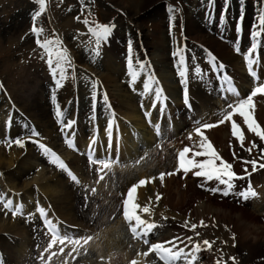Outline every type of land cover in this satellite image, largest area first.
Segmentation results:
<instances>
[{"label": "rangeland", "instance_id": "374dc122", "mask_svg": "<svg viewBox=\"0 0 264 264\" xmlns=\"http://www.w3.org/2000/svg\"><path fill=\"white\" fill-rule=\"evenodd\" d=\"M176 1L177 0H0V117L2 120L3 118L5 119L6 116L8 115L13 117V124L16 129L13 134L15 137L12 140V145H14L13 148L17 150L16 153L9 152V155L6 154L7 156L4 155L3 153L7 151V147L6 149L0 151L3 157L2 163L0 165V186L2 185V181L8 183L11 181H15L16 184H18V190H20L18 192L19 196L26 195L30 199L32 198L31 197L32 191L33 192L35 191L36 196L40 195L38 190L36 191L37 185L31 182L32 181L31 176L32 177L35 176L34 174L35 172L32 171L30 173H25L24 170L26 171V167L28 166H23L24 164L23 162L29 161L28 165L31 164L33 168L35 167L39 168L40 166L44 167L43 162H45V160H48V158L45 155H43V153L40 154L38 153V149H37L38 145L47 143L49 145H47L46 147H50L51 145L55 147L59 146L60 148H62V145L65 147L66 145L65 140H63L64 142H60L58 136L59 132L61 133L62 124H64V121H60L59 122L60 125L54 124V122L57 119L56 112L58 109L61 112L60 117H63L65 115V120L67 122L69 121L71 122V120L73 119L72 114L73 111L75 110L76 113H79V119H80L79 127L81 129L85 128L86 125L85 123L87 122L89 123L90 122L89 120L92 119L91 117L94 116L93 109H91L92 104L94 103L92 99L93 85L98 83V85L102 87L101 89L99 87L98 92L95 93L96 97H98L96 100L100 101L97 105L98 109L96 107L98 113L100 112L102 113L106 104L110 103L112 108L115 110L117 116L120 117L125 116L124 113H122L126 111V107H124L125 106L124 103L127 100L126 95L128 96L130 94H129L128 86L125 84V79H122L121 75L124 72L125 63L126 64L129 63V60H131L130 65L133 66L132 73L138 71L140 68V57L133 52H131L129 55H124L122 52L121 53L119 52L120 55L118 53L111 52L108 45H105L106 43L104 40H102L99 44L96 43V37L93 35L90 29L99 30V26H108L110 28L111 34H115L117 36L120 35L119 37H122L121 45H123V47H125V44H130V42L125 41V39L131 33L132 29L135 28L134 31H139L140 29H142L140 31L141 32L143 31L142 34L148 36L147 37L148 39L146 40L148 42L150 41L149 43L151 44V46L147 49L148 51L146 50L144 56L149 64L148 68H145V70L150 72L155 71V73H159V75L155 77L156 78L155 82H158L160 85L165 87L166 93L169 95V97H171V93H170L171 90L164 82L161 74L165 73L166 71L167 72L169 71L170 73L169 76L167 77L169 79V83L174 87H176L174 83L175 82L174 72L176 71H174V68L176 67L177 62L173 59L175 58L173 56V53L176 52L177 49H179L180 47L182 48L184 42L180 34L181 32L178 31L179 26L175 25L172 22V20H170L172 16L176 17V12L169 13V11L166 10L167 3H174ZM239 1L240 0H231V4L234 3L233 4L234 15H236L238 12ZM250 1L254 3L255 0L253 1L250 0ZM157 2L159 4L161 3L162 6L160 5V9H158L157 11L158 12L157 16L152 17L153 14H156L155 10H153L152 8H156ZM177 2L179 3L183 2L184 4L183 3L182 4L186 7L185 10L187 9L186 14L188 16H186L185 13L184 16L186 19L188 18L190 21L187 20V23L185 24L188 27L192 25L193 28L195 29L192 30L193 32L187 31L189 34L187 38L189 37L188 39L190 40V42L193 41L192 43L198 44L208 38L213 39V41L215 40V42L218 41L215 35L214 37L210 35L212 34V32H210V30L207 29V27L204 28V24H203V22H205L204 12L206 11L205 8L208 7V0H180V1L178 0ZM225 4H226L225 0H216L218 17L223 12L222 7L224 8ZM129 5L131 7V10L129 9ZM175 6H177L176 3ZM121 9H123L124 12H126V15ZM148 9L150 10V14L145 13ZM202 9H204V12H201ZM161 14H163V17H161ZM143 17L144 19H142ZM164 17L167 19H165ZM234 19L231 21L229 18H227L228 25L230 27L231 24L235 22ZM85 20L88 21L87 24L84 23ZM162 20L164 22H162ZM149 21L150 23H148ZM145 24L146 25L148 24L147 25L148 28L146 27ZM33 27H36L37 29L40 30L38 34H34L32 32ZM138 27H140L139 30H137ZM155 27H160V31L156 37L157 40H154L155 38L153 39L152 37V35L155 32ZM231 36L233 38L234 33H231ZM110 37H112V35H110L109 38ZM38 39L41 41V43H43L45 40L56 41L57 43L54 45L55 49L63 50L67 57V63L64 65L67 68V72L65 74V79L61 81V86L59 88H57L55 85V79H58V76L54 78L53 75L51 74L50 68L47 64L48 54L43 48L38 46L36 42ZM112 40L113 39H111V41ZM155 41H157V43H155ZM218 42L216 45L219 51L218 55L221 59L225 60L226 57L228 56L227 51L225 50V47L222 46V44L220 45ZM189 45L190 46L186 48L187 50L186 56H187V60L188 61L190 60L189 63H191L193 66L197 63L199 64L203 63V56H204L203 48L201 46H195L194 44H189ZM228 52L229 54H232L230 49H228ZM179 70L180 69L178 68V72H176V75L178 76H180ZM148 82H151V80H148ZM198 87L199 86L197 87L195 86L193 88V89L197 88L195 90V93L196 91H200ZM77 93L79 96H77ZM53 95H55V103H53V99H52ZM105 95L107 96V102L104 101ZM75 96H77L78 98H76ZM196 96L194 98L195 104L197 105L199 112L201 113L203 112V106L202 103L197 100ZM171 99L173 98L171 97ZM132 100H133L134 108L137 110L136 108L137 99H136V103L134 102V99ZM208 104L209 106H212L210 104L216 105L217 101L208 100L207 105ZM84 107L86 113L83 110ZM22 111L27 112L25 114L28 116L25 115V120L21 118V116L19 115V113ZM101 117H105V113H103ZM238 117H239L238 115L237 117L234 116L233 119L236 121ZM218 120L216 121V124ZM238 124L240 125L241 123ZM220 126L221 127L223 126V128L226 126L231 128V122H225L224 125L221 124L216 126L215 128L213 127L211 129H204L203 135L206 137L207 142L210 139H211L210 141L213 140L212 134L214 131L221 130L222 133L224 132V129H222ZM31 128H36L37 131L39 130L40 132L43 131V135L40 136L39 133H37L38 135H32ZM225 134L231 135L230 132H226V131ZM19 135H23V136L21 138H18ZM183 137L184 136H182V138ZM196 138L197 140L194 139L191 141L192 142L191 145L193 147V151L191 152V155H194V152L203 151V149L200 147L201 144L200 136L197 135ZM16 139H20L22 141L23 147L15 144L14 141ZM233 140L236 143L232 141L231 144L225 145V148L228 149V151L232 150L235 147L239 151L246 150L245 146L243 148L240 146L239 141L236 140L235 137ZM259 144L260 143L257 142L258 145L257 148L261 147V145L259 146ZM170 145L171 146H168L163 150L159 149L157 152H159L160 155H164L165 153L170 152L171 160L173 162V156L175 151L172 149L174 143H171ZM191 145H188V147L189 146L191 147ZM218 151L221 152V148H218ZM255 153L257 154L260 152L256 151ZM15 154L18 155V160L20 158L24 159V160L20 159L22 161L20 162L22 163L20 164L21 165L20 167H22L24 170H22L18 166L16 167L18 160L14 159ZM22 154H26V155L21 157ZM28 155L29 156L32 155L31 158H28ZM37 156L38 159H36ZM228 157L230 158V160H233L234 162L238 161L236 157V153L233 154L232 151L231 154L228 155ZM140 169H146V168L140 167ZM245 169H247V173H250L252 171L251 169L253 168H245ZM134 171L135 170H133V172ZM233 172L246 173L245 170L243 169H234ZM42 173L47 174V176L50 177L52 176V178L55 177L53 176L52 173L49 175L46 169ZM86 173L88 175H90V173L93 174L94 169L89 168V170H87ZM114 173L115 172L112 171L107 174L108 176L107 181H109L111 185L112 184L115 185V183L118 180L119 181L121 180L120 177L124 176V175L120 176L121 174L118 172H116L115 174ZM252 175L254 176L255 172L251 174V176ZM166 176L169 177V175ZM193 176H194L193 173L187 175L186 176L187 180L193 179ZM42 178H45L46 180L50 179L47 178L46 176L45 177L43 176ZM45 179H41L39 184H41L43 181H46ZM55 180L56 177L55 179H53V181ZM91 184L92 182L89 183L88 188L91 187ZM203 187L205 189L209 188V187H205L204 185ZM0 188H3V186ZM107 188L104 189L105 193L103 192V195L106 197L105 202L102 199L103 195H99V194L95 195L92 192L90 193V198L97 203V206L100 205L98 206L100 208L99 212H97L94 209L95 214L93 212L92 213L87 212L86 209L81 210L77 206L76 201H73L74 205H72V216H73L72 220H75L77 222L75 223V228L78 231L85 229L88 233L90 232L96 233L101 229H103L104 226L106 228L107 224L110 223L111 225L112 224L115 225L114 221L116 220L118 221L119 218L118 213H116L117 216H115V218H113L110 221L113 212L119 210V203L113 204V201L111 200L113 199V196L114 197L115 195L118 196L117 194H119V197L121 198L124 189L118 192L117 190H114L111 187L108 189ZM109 189L111 191H109ZM77 193L81 194L79 192V188L77 190ZM167 193H169V190H167ZM170 193H174V198H172L171 195L169 196L166 195V196L167 197L171 196L170 197L171 202L169 204L171 205L172 208L173 206H175V204H178L179 202L178 199L181 194L177 193L176 190L175 191L173 190V192ZM77 198H79V195L76 197V199ZM51 200H54V198H52ZM29 201H30V205L33 204V201L35 202V200L33 201L29 200ZM118 201H120V199ZM140 202L142 203V201ZM48 203L49 204L51 203L52 204L51 206H53V208H56V206H54L55 204L53 205L52 201H49ZM133 204L140 205V203L138 202H135ZM133 204L131 207H133ZM192 204L193 203H189L188 206H186V208H190ZM33 206L34 205H32L30 209H32ZM142 206L140 207L139 211H141V209L143 208ZM250 206H252L250 209H246L250 213L254 215L262 213L260 211L257 212L258 210L256 209L254 210L253 204H251ZM25 209H27V207ZM25 209L24 211H26ZM135 211L138 210L135 209ZM152 212L153 213L155 212L156 215L155 217H151V218L157 220L158 224L160 225L163 224L164 226H166L164 232H166L169 235L168 238H172L174 239V241H177L182 244H189V242H187L185 238L181 237V235H176L175 234L176 232L173 231L171 225L168 223L170 220L173 219L172 216L170 215L165 216L159 213L157 210H152ZM104 214L106 215L105 218L103 217ZM149 214H151V212H149L147 215ZM25 215L31 221V223L33 222L32 229L33 231H35L34 237H36L34 241L39 242L41 235L38 234L37 236V232H36L37 229L36 227L38 226L36 214L25 213ZM152 215L154 216V214ZM91 216L93 217L92 219L90 218ZM29 217L32 219H30ZM106 217L108 220L106 219ZM105 219L107 220V222L105 221ZM101 221L102 222L104 221L103 222L104 225H102ZM196 221L197 220H195V222ZM224 221H225V225L231 226V222L229 221V219L227 221L226 220ZM6 222L4 228H0V232H2L0 233L1 236L0 246L6 244L7 249L5 248L3 249V251L5 253L8 252L9 254L8 253L6 254H8L9 256L12 255L11 251L15 253L14 255H17L18 245L19 243L22 242L23 238L27 240V233L21 225H18L20 227L18 232H14L12 229L10 230L8 226L14 227L17 223L10 225L8 219H6ZM166 223H168V227ZM115 227L117 226L115 225ZM238 228H239L238 232L241 235V240L243 241V243L248 242L249 238L248 237L246 238V235L250 233L251 230L255 232L258 236H260V234H263L264 232L262 226L254 228L249 226L246 227L244 225L239 224ZM116 229L117 231L114 230L112 232L113 236L118 235V228ZM3 233H5L6 235ZM15 235H18V237ZM6 237L11 238V240L5 239ZM119 239L120 238H118V241H120ZM259 239H261V241H264V238H261V236L259 237ZM166 240L167 238L165 237L164 233H162L160 241L164 242ZM9 241H11L12 243L16 242V245L15 244H13L14 246L10 245ZM177 242L176 244L178 245ZM192 243L193 245H199L198 250H202L203 252L205 251V246H201L198 242H195L194 240L192 241ZM36 246H37L36 244H33L34 250L36 249ZM166 246L171 247L172 245L167 244ZM178 246L179 248L183 249V251L186 254H188V251H186L187 250L186 248H188L187 245H178ZM190 249L192 248L190 247ZM235 249L239 250L242 256L246 255L247 253V251L244 249V246L243 248L237 246L235 247ZM23 253L24 254L18 255L19 256L18 260H20L23 257H24L23 260H27L26 253L25 252ZM31 255L34 258V256H36L37 254L35 253V251L33 252L31 251ZM11 259H13L12 256ZM210 261L211 260L206 259L204 260L203 264H208ZM255 261L251 262V264H257V263L260 264L262 262L261 259L260 260L257 259ZM197 264H201V263H197Z\"/></svg>", "mask_w": 264, "mask_h": 264}, {"label": "bare ground", "instance_id": "6f19581e", "mask_svg": "<svg viewBox=\"0 0 264 264\" xmlns=\"http://www.w3.org/2000/svg\"><path fill=\"white\" fill-rule=\"evenodd\" d=\"M244 1L247 3V5L245 6L246 11L248 12L249 9H251V14L249 15V19L252 20V23L249 26L247 25V29H249V30L252 29V31H255V30H257V22H258L260 16L262 15V13L264 14V0H255L254 1V3H256L255 6L252 5L253 2H251L250 0H248V1L240 0V4L242 5V3ZM209 3L211 5V7L215 6L214 0H209ZM249 3H250V5H249ZM177 4H178L179 13L173 21H174L175 25H177L181 28L182 36L187 37L189 35L187 31L193 32L192 30H195V29L193 28L192 25L190 27H188L185 24V23H187V20H189L188 18L186 19L184 16L185 6L179 2H177ZM156 5H157L156 8H152L153 10H155V13H156V14H153L152 17L157 16V13H158L157 11H158V9H160L161 3L159 4L157 2ZM182 6H183V8H182ZM129 9L131 10L130 5H129ZM222 9H223V7H222ZM121 10L124 12L123 9H121ZM241 12L244 13L245 9L242 8ZM145 13L150 14V10L148 9ZM199 13H200V11H199ZM124 14L126 15V12H124ZM147 14H145V15H147ZM252 16H254L253 19H252ZM126 17H128V16H126ZM161 17H163V14H161ZM142 19H144V17ZM165 19H167V18H165ZM162 22H164V21L162 20ZM148 23H150V21ZM147 25H146V27H147ZM186 26H187V29H186ZM134 29L131 30V36H129V41L131 39L135 40L134 50L136 53H138L141 56V59H143V57H144L143 53L151 46V44L149 43L150 41L148 42L146 40V39H148L147 38L148 36H145V34H142L143 31L142 32L140 31V30H142V29H140V27H138V29H137V30L140 29L139 31H134ZM223 29H225V28L222 27L220 29V32H222ZM159 31H160V27H155V32L152 35L153 39L155 38L154 40H157L156 37H157V34L159 33ZM119 36L113 34L112 37H110L113 40L108 43V47H109L110 51L113 53L119 54V52L121 53L124 51V49H127V47H123L121 45L122 37H119ZM106 40H107V38H106ZM155 43H157V41H155ZM201 44H204L205 47L208 46L207 49L212 51L214 53V55H216L217 58H219L220 60H223L218 55L219 51L217 49L218 47L216 46L217 41L215 42V40L213 41V39L208 38V39H205L203 42H201ZM239 44L240 43L235 40L232 45L234 46V48H237L239 46ZM263 45H264V43H263ZM225 50L227 51L228 56L223 61L228 66L234 67V68H237V70H240V66H238L239 63H238L237 58L234 57L233 55L229 54L227 48H225ZM224 55H225V52H224ZM141 64L146 65V63L144 61H142ZM169 73H170L169 71L168 72L166 71L165 73H162L161 76H162L164 82L166 83V85L168 86V88L171 90L170 91L171 97L174 100L176 98V95L179 92L176 89V87H174L173 85H171L169 83V79L167 78L169 76ZM197 75L200 76V73H197ZM239 75H241V74L239 73ZM140 89L143 90L144 86H141ZM156 91H161L164 98L169 96L166 93L165 87H163L159 83L153 85L152 89L149 90V94L154 92V96H155ZM126 97H127V100L124 103L125 104L124 107H126V111L122 112V113H124L125 116H123V119L120 122L118 120L114 121L113 137L116 140L117 139L116 136L119 133L122 134L121 140L119 141L117 146L119 147V150H120V153L122 154V157L124 159L129 160V159L135 158V156H137V152H138V154L139 153L142 154L144 152H147L149 150V148L151 150L153 149L152 145L154 143L152 144V142L156 138H155L153 132L148 129L149 126L146 125L145 119L150 120L151 117L154 118L155 122L152 123V127H153V125H155L156 128L158 129L160 126L159 115L161 114V111L158 112V117L154 116V110H153V105H152L153 101H152L151 103H147L142 108V110H141L142 112H140L139 110H136L134 108L133 100L131 99L132 97L130 95H128V96L126 95ZM149 97H150V95H149ZM114 100H116V99H114ZM122 100H123V98H122ZM98 102H100V101H98ZM253 103H254V107L252 109V116L257 121V123L262 128H264V95H260L259 97H256L255 99H253ZM97 109H98V107H97ZM122 109H124V108H122ZM83 110L86 113L85 107ZM81 115H84V114H81ZM236 117H237V115H236ZM237 119H238L237 123H241L240 128H241V130L245 136L244 146H245L246 150L245 151H239V150H237L236 147L233 149L231 148L233 154L236 153V157L238 159L237 163H232L231 160L228 159L229 158L228 155L231 154V151H228L225 148V145L231 144L232 141L235 142L233 140L234 137L230 134H228V135H226L227 133L225 134V131L231 133V130L229 129L228 126H226L224 128H223V126L222 127L220 126L222 129H224V132L222 133L221 130H217V131H214L212 134L213 140H212L211 144L212 145L214 143L217 144V145H213V147L215 148V151H216V149L221 148V152L218 153L219 156L222 157L223 160H225L226 162L231 163L233 165V167H235V168L239 165L244 164L242 161H245V160H256L257 163L264 164V158H261V149L264 148L263 141H260L258 137H255L252 133H250L248 131V129H247L246 125L243 123V120L241 117H238ZM109 123H111V121L106 122V124H107L106 129L101 131L100 134L98 132V135H97V128L95 127L94 132L93 131L91 132V133H93L91 135L92 137L88 138L86 143H88V144L93 143L94 134H96V136H98L99 139L104 138L105 135H106V138H108L109 137V131H108V124ZM200 139H201V137H200ZM253 141H255L256 143L259 142L260 143L259 146L261 145V147L253 149L252 153L249 154L247 149L249 147H251V144ZM139 144H141L143 146L142 151L139 150ZM233 145H234V143H233ZM10 147H12V146H10ZM191 147H192V145H191ZM154 149H156V147ZM257 149H259V150H257ZM192 150H193V147H192ZM256 151L260 152V154H258V153L256 154L255 153ZM9 152H13V153L15 152L16 153L17 150L14 148H9L7 150V152H3V153H4V155H6V154L9 155ZM64 156L66 158H68V156L70 157V154L68 153L67 155H64ZM233 157H235V156H233ZM207 158L208 157H203L204 160ZM2 159H3V157H2V154L0 153V165L2 163ZM14 159L18 160V155L15 154ZM75 160L79 161L78 159H75ZM162 161H163V159L160 158L159 163H161V164H158L157 165L158 167L156 169H158L160 173H169L168 171L170 168L166 167L169 165V162L168 163L164 162V164H163ZM23 163H24L23 166H28V167H26V171L22 167H20L21 166L20 164H22L20 162H18V167H20L22 170H24L25 173H30L32 171L35 172L34 173L35 176H33V177L31 176V180H32L31 182L37 185L38 192H40V194L42 196V198L38 199L39 203L42 206L37 205L36 209L38 207H43L44 209H46L45 206L47 205V203L49 201H52L53 205L55 204L54 206H56V208H53L54 210L50 209V214H49L50 217L53 218L56 223H57L56 217H58L64 221L67 220L68 222L73 224L74 222L71 221V219H73L72 205H73V201H75V197H74L73 192H71V186H69L62 177L55 174L51 168H48V167L44 168L43 167L42 170L46 169L47 173L50 172L49 175L52 172L53 176L56 177L55 181H53V179H55V177L52 178V176L51 177L47 176V174L42 173L43 171H40V169L37 171L35 169H33L31 164L28 165L29 161L28 162L24 161ZM245 165L250 166L251 164H245ZM172 167H173V165H172ZM176 167L178 168L177 164H176ZM74 169L77 172H79V170H80L79 162L75 163ZM237 169H239V168H237ZM255 169H256L255 175L254 176L252 175L251 177H249L250 180L251 181L256 180L260 177L263 180L264 179V168L258 167ZM235 171H237V170H235ZM170 173H175V174L169 175V177L165 175L163 180H161L160 177L159 178H157L158 176L156 177L155 169L154 170L140 169V166H139V168H137V170H135L134 172L127 171V173L125 175L123 174L124 177H123V180H122L120 186L121 187L125 186L124 188H127V186L133 185V183H135L140 178L146 177V180H148V178L155 177V180L152 182H148L146 184V186H139L136 183L134 184V185H137V193H135V195L132 198V202L128 205V207L130 208V212H133V210H134L131 208V205L133 203H135L137 201H142L143 206L149 207L150 211L157 210L159 213H161L165 216L166 215L172 216L173 219L170 220L168 223L171 225L173 231L176 232V233L174 232L176 235H181V237L185 238L187 240V242H189L188 245L192 246L194 248V250L196 248L194 247V245L192 243L193 240L195 242H198L201 246H205L204 252L202 250H198V249H196V251H195V254H197V256L203 260V263H204V260L208 259V260H211L208 264H218V261L220 262V264H251V262H253L257 259H259V260L261 259L262 262L260 264H264V241H261V239H259L260 236H261V238H264V232H263V234H260V236H258L252 230H251V232L249 231L250 233H248L246 235V238L247 237L249 238L247 243H245V242L243 243V241L241 240V235L238 232L239 231V228H238L239 224L244 225L246 227L249 226V227H254V228L262 226V228L264 230V203L262 204V202L264 201V192L262 191V189L260 187L257 190V193L259 195V199H258V204L255 206V209L258 210L257 212L260 211L262 213L254 215V214L250 213L249 211H247L246 210L247 208H245L243 205L233 204L234 201L231 199L230 200L223 199L220 196L221 193L217 194L218 192L216 193V192L210 191L211 188L205 189L203 187V184H204L203 183V181H204L203 177L199 178L197 181H191L190 179L187 180V177L185 179L184 177L186 175L181 174L180 172H173L172 171ZM26 175H28V174H26ZM118 175H120V174H118ZM43 176L44 177L46 176L47 178H50V179L46 180L45 178H42ZM120 176H122V174ZM41 179H45L46 181H43L41 184H39ZM258 183H261V182H258ZM2 185H3V188L0 190V192H1L0 194L4 195V196L6 195L7 196L6 198H8L7 201L12 202L9 205V207L12 208V211H15L17 214V212L19 210L24 211V209L26 207H27V209L30 208L28 200H32L31 198L29 199L28 196H26V195H24L23 197H20V196L16 197L20 190H18V184H16L15 181H11L9 183L2 181ZM167 190H169V193H167ZM173 190L174 191L176 190V192L180 193L181 195L178 199L179 200L178 204H175L176 207L173 206L171 208V205L169 204L171 202L170 197L172 196V198H174V193H170V192H173ZM109 191H111V190L109 189ZM165 191L167 194L165 193ZM15 193H17V195H14ZM104 193H105V191H104ZM156 194H159L161 197L158 201L156 199ZM166 195H168V196L171 195V196L167 197ZM52 198H54V200H51ZM149 198H151V203H149ZM103 201L105 202V200H103ZM189 203H193V204L190 208H186V206H188ZM100 204H103V203H100ZM98 206H100V205H98ZM27 209H25V210H27ZM32 210H33V207H32ZM37 213H39L38 209H37ZM142 214L143 213L140 212V215H142ZM105 216L106 215L104 214L103 217L105 218ZM8 217L11 220V221H9L10 225L17 223L14 227L8 226V228H10V230L12 229L14 232H18L20 229V227L18 225H21L27 233V240L25 238H23L22 242L19 243V245H18V253L17 254L18 255L24 254L23 252H25L26 246L28 244H30V235L28 233V229L18 221L14 222L15 218H13V216H11V217L8 216ZM30 217H32V216H30ZM104 218H102V219H104ZM145 218H146V220H145L146 223H152L153 224L155 222V224H154L155 231L158 229L165 230L166 226H164L163 224L162 225L158 224L157 220L152 219L149 216L145 217ZM30 219H32V218H30ZM106 219H107V217H106ZM106 219H105V221L107 222L108 219L107 220ZM228 219L231 222V226L225 225L224 220L227 221ZM195 220H197V221L195 222ZM118 221L114 222L117 227H115L114 224H112V225L109 224V225H107V228H104V230H101L99 235H97L99 237H97V236L94 237L89 242V244L84 246V251H86L89 248H92L93 252L96 253V257L104 259L103 264H122V263L130 264V262L133 259H136L137 264H148L150 261V255H148L147 257H145L143 255H138V253H144L143 252L144 250L142 248L140 250V249L136 248V246L130 247L128 245V242L124 239L125 235L123 234L122 228H121L120 224L118 223ZM5 222H6V219H3V218L0 219V228H4ZM103 222L101 221L102 225H104ZM201 222H203V224L205 226H201ZM168 223H166L167 227H168ZM54 225L56 226V224H54ZM192 225H196L197 227L193 230ZM100 228H101V226H100ZM116 228H118V235H121V238L118 235H114V236L112 235V232L114 230L117 231ZM0 233H2V232H0ZM3 234H5V233H3ZM15 236L18 237V235H15ZM83 236H86V235H83ZM122 236H123V238H122ZM118 238H120L119 239L120 241H118ZM5 239H7V237ZM8 240H11V239H8ZM204 240H208L209 242H211V247L204 245L203 244ZM20 241H21V239H20ZM160 243H163V242L160 241ZM237 246H239L240 248L241 247L243 248V246H244V249L247 251L246 255L242 256V254L239 252V250L235 249V247H237ZM6 247H7L6 244H3L2 246H0V248L2 250L5 249ZM188 248H190V247L188 246ZM188 248H186V249L190 250ZM230 257H234L235 262H233L230 259ZM21 259L17 260V262H20ZM62 260H63L62 264H67V263L71 264V261H68V259L65 257ZM96 263H97V261L95 258L93 259V258H88L87 256H84L79 264H96Z\"/></svg>", "mask_w": 264, "mask_h": 264}, {"label": "snow or ice", "instance_id": "6c2138e0", "mask_svg": "<svg viewBox=\"0 0 264 264\" xmlns=\"http://www.w3.org/2000/svg\"><path fill=\"white\" fill-rule=\"evenodd\" d=\"M85 24L88 23L87 20L84 21ZM39 29L36 27H33L32 32L34 34L39 33ZM90 31L93 33V35L96 37V43L99 44L102 40H105L108 35L110 34V28L108 26H99V30L90 29ZM262 32H264V14H262L257 22V30L251 32V36L253 38V42L250 45V51L248 53V66L249 69H252L253 66V59H252V53L255 52L257 49V43L255 42L258 37H261ZM37 44L39 47L43 48L47 54V64L50 68L51 74L54 78L58 76V79H55V85L57 88L61 86V81L65 79V74L67 72V68L64 66L67 63V57L63 50H57L55 49L54 45L57 43L53 40H45L43 43L38 39ZM55 53V54H54ZM173 56L175 58H178V68L179 75L183 82V77L185 76L184 68L186 66L185 57L183 55V52L181 49H177L176 52L173 53ZM129 64H131V60H129ZM143 64H141V68H143ZM218 70L222 71L223 66H218ZM196 73H200V68H195ZM252 75H255L253 72ZM133 81L136 79L135 75L132 74ZM223 79L226 82V87L224 88V91L233 95H238L235 88L231 86V82L227 76H224ZM95 88V85H93ZM144 88L147 91L148 90V84H144ZM264 95V84H261L257 86L246 98L237 99L227 105L228 109H231V111H222L219 113L220 119L218 120L217 124H211L206 123L203 124L204 129H211L213 127H216L220 124H224L225 122H231V135L235 137L239 142L240 146L244 147V133L242 132L240 125L233 119L234 116L238 115L242 118L243 123L246 125L248 131L252 133L254 136L258 137L260 141H264V128H262L257 121L252 116V109L254 107L253 98L257 96V94ZM157 100L160 98V91H156L155 93ZM53 103H55V95L52 97ZM93 101L95 102L97 97L96 94H93L92 97ZM104 101L107 102V96H104ZM187 102V100H186ZM93 109H95V103L93 104ZM57 117L61 116V112L59 109L56 112ZM62 127L71 129L72 123L68 122L67 124H62ZM111 123L108 124V131H109V137L111 138ZM195 132L198 136L201 137V144L200 147L204 149V151L200 152H194V156H206L208 157L205 160L199 161L194 160L191 157H188L187 154L192 152V149L189 147H184L182 150H180L177 154V162H178V169L182 170L183 173L186 175L193 169H199L197 171L193 172V175L195 177H203L206 180H213L215 179L220 184L225 185L226 187L221 190L219 188L217 189H210V191L213 192H221L222 195L227 196L230 194L229 190L234 187L232 181L234 179H242L243 177H237L236 174L233 172V165L231 163L226 162L223 160L222 157L219 156V154L215 151L213 145L210 142H207L206 137H204L201 127H197L195 129ZM32 135H37L34 131L32 132ZM189 139H192L191 135L189 136ZM94 143V141H93ZM15 144L18 146L23 147V143L20 139L15 140ZM40 148H42L45 152V154L49 153V149L46 148L43 144L39 145ZM69 147H72V144L69 142ZM258 145L255 141L252 142L251 147L247 149L249 154L252 153L253 149L257 148ZM52 156H56L54 152L51 153ZM187 157V158H186ZM261 158H264V149H261ZM56 161H59V157H56ZM56 161H53L55 163ZM89 162L90 164H96V172L99 177V181L104 180L105 176V170H110V166L112 164L111 160H97L93 158L91 155L89 156ZM244 164H251L253 166V169L255 170L257 166L256 160H245L242 161ZM259 167L264 168V164H260ZM59 168L61 170H65L64 164L61 162L59 163ZM245 172L247 173V169H245ZM104 173V174H102ZM175 173H161L160 179L163 180L165 175H173ZM69 177L71 180L77 184H79V180L75 175H73L70 171L68 172ZM225 177L227 179H225ZM155 180V177L148 178V180H140L138 181L139 186H146L148 182H152ZM92 193H95V188H93ZM137 193V185H133L129 188L128 192L126 193L125 198L123 199V211L122 215L124 220L127 222L129 230L132 234V237L138 240H141L145 245H149V241L147 240L148 233L154 228V225L152 223H146L139 214H133L130 212V209L128 205L132 202L133 194ZM248 193L251 197H255L257 193L249 187ZM242 198L247 199L248 196H245L244 193H241ZM160 195L156 194L157 201L160 199ZM88 196H85V206H87ZM11 201H7L4 203L3 207L5 209H9V205L11 204ZM149 203H151V198H149ZM139 204H133V209L139 210L140 209ZM150 211L149 207L144 206L142 208V212L144 214H148ZM38 212L41 217H45L44 223L47 226V228L52 233V241L48 245L49 248H51L55 243L59 242L60 244H65L66 242L70 243L72 245L71 252H77L78 248L77 245L83 246L87 245L93 237L91 235L84 236V237H71L67 234H62L58 227L53 226V221L47 218V213L43 207H38ZM16 212L13 211V215H15ZM201 226H205L203 222H201ZM196 225H192L193 230L196 228ZM190 239V238H189ZM167 244H171V247L165 246V244H150L149 250L144 253H138V255H143L147 257L152 252L155 253L157 259L162 262V264H181L182 258H183V264H194V258L191 254H186L183 249L179 248V246L176 244L175 241H169L166 242ZM203 244L211 247V242L208 240H204ZM196 249H199V245H194ZM61 253H63V249L60 250ZM71 252L68 253L71 255ZM230 259L235 262L234 257H230ZM130 264H137L136 259H133ZM218 264L220 262L218 261Z\"/></svg>", "mask_w": 264, "mask_h": 264}]
</instances>
